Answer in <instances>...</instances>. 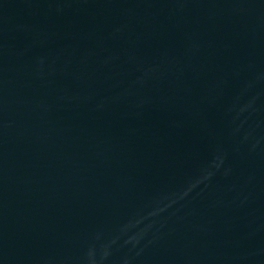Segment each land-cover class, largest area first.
<instances>
[{
    "label": "water",
    "instance_id": "1",
    "mask_svg": "<svg viewBox=\"0 0 264 264\" xmlns=\"http://www.w3.org/2000/svg\"><path fill=\"white\" fill-rule=\"evenodd\" d=\"M0 264H264V0H0Z\"/></svg>",
    "mask_w": 264,
    "mask_h": 264
}]
</instances>
